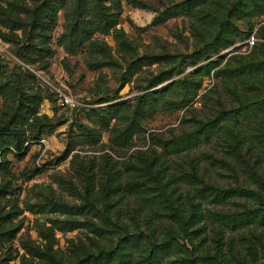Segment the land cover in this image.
Returning <instances> with one entry per match:
<instances>
[{
  "label": "rangeland",
  "instance_id": "374dc122",
  "mask_svg": "<svg viewBox=\"0 0 264 264\" xmlns=\"http://www.w3.org/2000/svg\"><path fill=\"white\" fill-rule=\"evenodd\" d=\"M45 1L0 0V132L30 141L0 153V264H264V0H120L86 41L111 2Z\"/></svg>",
  "mask_w": 264,
  "mask_h": 264
},
{
  "label": "trees",
  "instance_id": "16d2710c",
  "mask_svg": "<svg viewBox=\"0 0 264 264\" xmlns=\"http://www.w3.org/2000/svg\"><path fill=\"white\" fill-rule=\"evenodd\" d=\"M106 1L111 2L114 5L113 7L116 10L115 13L106 12L102 9L99 11L98 9L94 8L92 12L93 16H95V21L91 24V27L89 28L83 24L76 26L74 30L75 35L81 38L82 41L90 39L95 32L107 34L111 30H117L122 12L121 2L120 0ZM204 1L206 0H186L180 5L181 7L185 8L184 10H186L188 13H191ZM66 4L67 0H46L43 4V11L50 15L53 20H56L58 11ZM26 100L30 103L24 107L25 115L23 117L25 119V123L27 125H31V121L34 122L38 118L40 103L35 97H27ZM28 140L29 139L25 133H22L21 135H12L7 132H0V153L3 154L5 151L11 152V150L14 149L17 154H19L18 157L23 159L28 152L27 146L30 142ZM203 192L204 190L202 191V194ZM1 219L3 221L6 220L5 217H1ZM124 264L128 263L125 262Z\"/></svg>",
  "mask_w": 264,
  "mask_h": 264
},
{
  "label": "built area",
  "instance_id": "2783aa9c",
  "mask_svg": "<svg viewBox=\"0 0 264 264\" xmlns=\"http://www.w3.org/2000/svg\"><path fill=\"white\" fill-rule=\"evenodd\" d=\"M255 44H256V39L254 36H252L246 40L245 48L250 51L253 49ZM57 97H58L60 105L68 109L76 110V109H79L81 105L78 99L62 91H57Z\"/></svg>",
  "mask_w": 264,
  "mask_h": 264
}]
</instances>
